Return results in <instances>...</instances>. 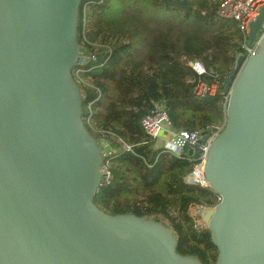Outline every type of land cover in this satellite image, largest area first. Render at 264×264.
Wrapping results in <instances>:
<instances>
[{
    "label": "water",
    "instance_id": "1",
    "mask_svg": "<svg viewBox=\"0 0 264 264\" xmlns=\"http://www.w3.org/2000/svg\"><path fill=\"white\" fill-rule=\"evenodd\" d=\"M81 2L0 0V264H201L177 254L163 224L93 203L104 156L71 75L89 64L77 42ZM263 25L262 8L249 26L257 47L227 79L224 127L204 166L219 200L197 215L215 264H264Z\"/></svg>",
    "mask_w": 264,
    "mask_h": 264
},
{
    "label": "trees",
    "instance_id": "2",
    "mask_svg": "<svg viewBox=\"0 0 264 264\" xmlns=\"http://www.w3.org/2000/svg\"><path fill=\"white\" fill-rule=\"evenodd\" d=\"M224 1L82 0L77 23L78 44L96 49L95 61L80 66L89 81L78 85L82 118L91 104L97 129L132 146L110 158L111 181L99 188L94 205L112 216L163 224L177 239V254L201 264H215L217 250L207 230H194L190 208L214 207L218 197L209 188L184 183L191 162L156 149L140 120L152 101H163L174 130L200 136L222 131L223 91L245 54L237 22L221 13ZM194 60L209 73L200 80L218 83L215 96H195L199 77L187 66ZM116 142L109 140L121 149Z\"/></svg>",
    "mask_w": 264,
    "mask_h": 264
},
{
    "label": "built area",
    "instance_id": "3",
    "mask_svg": "<svg viewBox=\"0 0 264 264\" xmlns=\"http://www.w3.org/2000/svg\"><path fill=\"white\" fill-rule=\"evenodd\" d=\"M264 7V0H225L222 4L221 13L225 18H229L237 22L239 31L244 37V42L242 48L245 51L244 56L248 58L253 54L257 47L258 39L251 45H248V34L249 26L255 21L259 15V11ZM264 30V29H263ZM261 30V32L263 31ZM260 32V34H261ZM89 63L95 61L96 59V49L89 50ZM84 56V55H83ZM83 65H76L73 67L71 75L75 79H81L84 82H79L77 85L89 86V81L85 77L86 70L80 68ZM187 66L199 77V80L195 83L194 94L198 98L202 97H213L217 94L218 83L212 82L207 84L200 80L202 76L208 75V71L203 65L202 62L198 60L188 61ZM98 94L99 91L97 90ZM227 103V97H226ZM226 106V105H225ZM87 116L82 118V121L87 128L93 134V128L91 127V122H94L93 113L91 109V104H88L86 107ZM225 123V119H224ZM140 125L144 133L151 139L155 141L156 149L161 150L162 153L169 154L170 156L180 159L187 160L191 162V169L187 175L184 176L183 182L197 186L200 188L207 189L208 184L205 181L204 177V166L206 162L207 153L209 150L210 142L214 136L219 133L217 132L209 135V139L206 144H201V137L197 132L189 131H177L171 127V122L168 116V112L163 101H152L148 112L141 118ZM95 132V129H94ZM100 136H104L105 139H118L121 144V149L123 152H131L132 146L124 143L121 139L117 138L114 134L110 132H103L98 130ZM98 141V140H97ZM99 144V143H98ZM190 153V155H186ZM189 152V153H188ZM197 154L198 157L194 158V155ZM104 156V162L102 165V179L100 183L101 186H106L111 181V172H110V160L108 155ZM112 157V156H111ZM217 200H219L217 198ZM205 206H195L190 208V213L192 216L193 228L196 232L202 233L207 230L206 224L203 223L197 211L204 210ZM213 208V207H211Z\"/></svg>",
    "mask_w": 264,
    "mask_h": 264
},
{
    "label": "rangeland",
    "instance_id": "4",
    "mask_svg": "<svg viewBox=\"0 0 264 264\" xmlns=\"http://www.w3.org/2000/svg\"><path fill=\"white\" fill-rule=\"evenodd\" d=\"M263 9H264V7H263ZM264 29V25H263V27H262V29L261 30H263ZM260 36V35H259ZM258 36V37H259ZM88 55H89V53H87ZM246 55V54H245ZM75 81L77 82V83H79V82H84V81H82L81 79L79 80V79H75ZM91 127L93 128V135H94V137H96V139L98 140V143H99V146H100V148H101V150H102V152L105 154V155H108L107 157H108V159L110 160V158H111V156L112 155H116L117 153H119V147L118 146H116V148H112L111 146H110V144H109V141H108V138L107 139H105V137L104 136H100V134L99 133H97L98 132V130L99 129H97V125H96V123L95 122H91ZM94 129H95V132H94ZM118 142L119 143V140L118 139H115V142ZM116 142V143H117ZM115 143V144H116ZM117 143V144H118Z\"/></svg>",
    "mask_w": 264,
    "mask_h": 264
}]
</instances>
